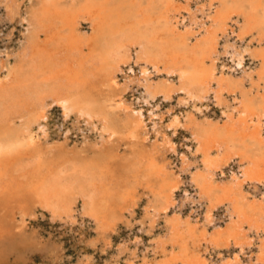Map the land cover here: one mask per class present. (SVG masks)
<instances>
[{"label": "bare ground", "instance_id": "bare-ground-1", "mask_svg": "<svg viewBox=\"0 0 264 264\" xmlns=\"http://www.w3.org/2000/svg\"><path fill=\"white\" fill-rule=\"evenodd\" d=\"M201 1L0 0L10 34L26 33L0 47V264L32 240L36 207L75 230L79 209L109 264H264V0ZM47 101L97 121L98 150L65 149L70 130L41 144Z\"/></svg>", "mask_w": 264, "mask_h": 264}, {"label": "rangeland", "instance_id": "rangeland-1", "mask_svg": "<svg viewBox=\"0 0 264 264\" xmlns=\"http://www.w3.org/2000/svg\"><path fill=\"white\" fill-rule=\"evenodd\" d=\"M38 0H30V2L36 3ZM42 1V0H41ZM181 5L185 4L186 0H181ZM209 2V0H203L199 3V5ZM29 3V2H28ZM26 3V5L28 4ZM219 5V4H218ZM217 2H215V7L218 6ZM194 6V5H193ZM0 47L5 46L9 43L8 34H10L11 26L10 23L2 20L3 13L0 10ZM206 18V17H205ZM2 20V22H1ZM206 21V19H205ZM242 22L239 21V25ZM82 32L87 34H91V28L89 24H83L81 28ZM14 34L11 35L12 42L9 44L10 51L12 53H16L20 50V42L24 40L26 30L23 29V33H20L18 29H13ZM44 38V37H43ZM42 38V39H43ZM251 37H247V40H250ZM246 40V41H247ZM5 57H2V60ZM12 61L14 59L12 58ZM246 66H249V61L245 62ZM8 67V66H7ZM135 71H137V67H134ZM123 69L125 71L128 69V66L124 65ZM8 69L4 67L0 70V81L4 82L6 79L5 74ZM120 85L123 84L124 79L119 77ZM122 81V82H121ZM142 92V88L140 86L139 90L133 91L132 99L133 101L137 100V97ZM125 97L130 99L129 94H126ZM48 106L45 111V115L43 119H40L39 124H35L33 128V132L36 133L38 141L41 144H49L60 146L65 143L64 134L66 131L70 130L72 135L67 140V145L65 149L68 151H81L83 155L86 157L93 154L98 150V147L102 145V141L99 134V123L94 121V127H92L88 122V119L78 118L76 113H69L68 116L64 119V111L60 107L58 103L52 101H47ZM158 99L153 102L154 107L157 106ZM156 104V105H155ZM175 104V102H172ZM163 106V105H162ZM161 106V108H162ZM166 106H163L165 109ZM162 111V109H161ZM217 112V111H216ZM86 120V121H85ZM168 123V118L164 119L163 126ZM172 131H170V134ZM46 135V138L45 136ZM185 136L188 144V140L191 136L179 128L175 135L172 136L176 144L181 141V137ZM96 137V138H95ZM61 138V139H60ZM150 142L152 141L155 145L160 143L161 137H154V135L150 136ZM59 140V141H58ZM114 142H118V140L114 139ZM156 140V141H155ZM94 142V144H93ZM111 143V142H109ZM109 143H106L103 146V149L109 150ZM115 143V144H116ZM97 144V146H96ZM190 144V143H189ZM109 145V146H108ZM62 146V145H61ZM112 149L113 147L110 146ZM107 148V149H106ZM159 148V147H158ZM126 150L123 146H120L119 153H124ZM200 156V155H199ZM159 158H161L159 156ZM245 167V165H243ZM247 186V185H246ZM136 196L141 197V201H139V208L136 210L135 218L133 219V228L137 230L140 228V221L143 215V211L141 210L145 204V194H143V190L141 188L138 189ZM203 208V207H202ZM223 207L220 210V214L223 215L227 213L226 208ZM204 211V209H202ZM201 210V211H202ZM200 211V212H201ZM203 213V212H201ZM219 214V215H220ZM218 215V216H219ZM81 213L79 209H77L76 213V225L75 229H71L68 224H65L63 220H60L57 216H53L49 211H46L43 208L36 207L32 212V215H29L25 218L24 221V234L31 235L32 240L30 242H24L23 239V248L20 250L19 255L17 251H13L10 254V263L11 264H19V261L22 260V264H77V258L87 257L91 263H86L85 260L81 264H109V254L103 250H106V241L104 237L93 235L94 227L92 225H88L86 218L81 217ZM139 220V221H138ZM81 222V223H80ZM27 223V224H26ZM161 228L163 223L160 222ZM83 225V228H81ZM117 231L110 235V239L113 240V246L115 247L116 241L122 239L125 235L123 231L126 229L125 224L119 220L117 222ZM163 229V227L161 228ZM160 232V231H157ZM41 244V245H39ZM81 244V245H80ZM48 247H51L53 251L47 250ZM16 250V249H15ZM219 253H222L224 249L217 250ZM115 252V250H114ZM129 253H126L122 259L124 260L128 257ZM208 255L207 257H210ZM214 256V255H213ZM125 261V260H124ZM122 264H125L123 261Z\"/></svg>", "mask_w": 264, "mask_h": 264}]
</instances>
